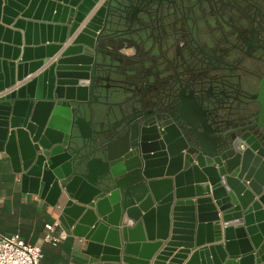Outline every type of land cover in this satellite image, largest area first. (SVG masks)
<instances>
[{"label": "water", "instance_id": "95a60500", "mask_svg": "<svg viewBox=\"0 0 264 264\" xmlns=\"http://www.w3.org/2000/svg\"><path fill=\"white\" fill-rule=\"evenodd\" d=\"M122 4L0 0V150L32 192L64 199L85 264H264V148L182 115L202 129L190 147L137 115L143 100L95 94Z\"/></svg>", "mask_w": 264, "mask_h": 264}, {"label": "flooded vegetation", "instance_id": "af4514ba", "mask_svg": "<svg viewBox=\"0 0 264 264\" xmlns=\"http://www.w3.org/2000/svg\"><path fill=\"white\" fill-rule=\"evenodd\" d=\"M113 13L97 43L103 65L90 71L95 94L143 100L137 115L190 147L202 129L182 115L206 137L264 148V0H123Z\"/></svg>", "mask_w": 264, "mask_h": 264}, {"label": "crops", "instance_id": "0c3cea01", "mask_svg": "<svg viewBox=\"0 0 264 264\" xmlns=\"http://www.w3.org/2000/svg\"><path fill=\"white\" fill-rule=\"evenodd\" d=\"M35 36L40 40L41 31L37 30ZM45 36H48L47 31ZM65 44L67 45V42ZM63 206L64 199L56 205H51L40 194L32 192L29 184L23 183L21 174L13 170L10 156L4 150H0L1 235L19 234L27 243H41L43 251L41 264H85L88 258L82 252L85 240L74 235L71 228L68 230L64 228L60 220ZM55 222L57 232H64L66 238L56 245L43 243L45 225ZM222 242L223 239L219 241Z\"/></svg>", "mask_w": 264, "mask_h": 264}, {"label": "built area", "instance_id": "2783aa9c", "mask_svg": "<svg viewBox=\"0 0 264 264\" xmlns=\"http://www.w3.org/2000/svg\"><path fill=\"white\" fill-rule=\"evenodd\" d=\"M74 35L67 43H70ZM57 222L45 225V232L42 238L43 243L58 244L66 238L64 232L58 233ZM43 256L42 244H30L24 241L19 234H0V264H41Z\"/></svg>", "mask_w": 264, "mask_h": 264}, {"label": "bare ground", "instance_id": "6f19581e", "mask_svg": "<svg viewBox=\"0 0 264 264\" xmlns=\"http://www.w3.org/2000/svg\"><path fill=\"white\" fill-rule=\"evenodd\" d=\"M100 2H101V0H100ZM100 3L98 2V5H99ZM93 12V11H92ZM91 15V14H90ZM90 15H88V18L90 17ZM88 18L84 21V23L88 20ZM81 26H83V23L81 24ZM81 28V27H80Z\"/></svg>", "mask_w": 264, "mask_h": 264}]
</instances>
